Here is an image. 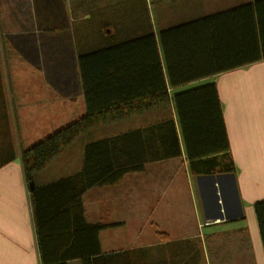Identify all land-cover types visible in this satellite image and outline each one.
<instances>
[{
	"label": "crops",
	"instance_id": "crops-1",
	"mask_svg": "<svg viewBox=\"0 0 264 264\" xmlns=\"http://www.w3.org/2000/svg\"><path fill=\"white\" fill-rule=\"evenodd\" d=\"M251 2L254 0H0V31L4 29L2 11H31L33 30L2 32L5 39L14 41L13 47L33 46L34 42L35 46H58L61 52L71 50L73 87L63 90L44 83L43 92L31 90L40 98L47 96L45 103L57 119L75 121L86 114L79 54L153 34L170 95L215 84L235 164L233 172L197 175L190 172L183 152L147 163L143 171L127 173L113 185L87 189L81 196L83 220L105 226L98 232L97 249L93 241L67 234L66 224L73 220V213L71 217L42 218L52 213V201L65 202L73 190L39 191L34 208L21 152L5 162L11 125L0 87V264H264L254 209L264 200V59L172 87L162 51L163 32ZM127 3L133 5L124 7ZM17 16L19 25L30 20L26 14ZM195 42L190 33L184 43L180 41L187 52L188 68ZM178 45L176 52H180ZM22 56L20 52L14 58L20 61ZM5 60L0 56V63ZM64 61L69 59L62 58L61 64ZM36 73L29 70L30 80ZM40 74L43 80V72ZM149 80L144 75L143 82ZM24 102L35 106L33 114L48 112L44 106L38 109V97L31 102L24 98ZM159 111L163 109L149 114ZM149 114L84 133L75 140L82 143L76 164L64 162V156L74 155L63 151L34 176V188L80 172L86 144L144 127L148 124L140 118ZM103 127L110 133L95 137V130Z\"/></svg>",
	"mask_w": 264,
	"mask_h": 264
},
{
	"label": "trees",
	"instance_id": "trees-1",
	"mask_svg": "<svg viewBox=\"0 0 264 264\" xmlns=\"http://www.w3.org/2000/svg\"><path fill=\"white\" fill-rule=\"evenodd\" d=\"M2 13L7 31L34 29L31 11ZM18 14H26L30 20L19 25ZM189 33L191 38H196V46L191 51L188 68L187 52L180 45ZM162 38H165L162 51L172 87L246 66L264 59V0H254L228 12L171 28L162 33ZM176 43L180 52H176ZM182 60L184 67H181ZM78 64L86 114L21 152L28 186L36 174L89 130L149 114L155 109H163L166 114L144 127L86 144L80 172L30 192L35 208L39 191L73 190L65 202L52 201V213L42 217H71L73 213V220L66 224L70 237H85L84 240L93 241L98 249V232L105 226L84 222L82 194L93 186L113 185L127 173L141 172L147 163L184 152L193 174L235 170L215 84L170 95L153 34L79 54ZM144 75L149 76L148 82H143ZM7 145L8 142L5 162L15 156ZM254 209L264 249V200L257 202Z\"/></svg>",
	"mask_w": 264,
	"mask_h": 264
},
{
	"label": "rangeland",
	"instance_id": "rangeland-1",
	"mask_svg": "<svg viewBox=\"0 0 264 264\" xmlns=\"http://www.w3.org/2000/svg\"><path fill=\"white\" fill-rule=\"evenodd\" d=\"M132 3H134V1ZM132 5L133 4L127 3L124 7L128 8ZM127 11L142 10L127 9ZM2 27L4 28V25L1 26V28ZM3 31H0V34H2V47L0 48V54L6 57V60L0 63V87L5 92L6 106L9 114V124L11 125V132L7 141L9 144L7 145V149H12L14 155L16 156L19 152L28 149L32 145L52 134L54 131L65 127L74 121V119H70V121L64 119L66 122H62L61 119H57L58 116H55L51 112L50 104L47 106L45 103L47 96L40 98L39 95L36 96L33 94L31 90L43 92V90H45L44 83H47L48 87H54V85H57L56 87L60 89L62 88L63 90L67 88L71 89L74 85L72 77L74 76L75 71L71 63L73 56L70 55V49H66L65 52H61L60 47H45L43 42V44L40 45L37 43V46H35L33 42V46H24L19 49L13 47L14 41H8L5 39V34H3L5 32L13 31H7L6 29H3ZM23 32H29V30ZM15 42L17 44L19 43L17 41ZM20 44L21 43H19V46ZM20 52L23 56L19 61L14 57L19 55ZM62 58L63 60L68 58L69 61H64V64H61L60 61ZM29 70L37 71V73L34 74L35 76H31L32 80H30V76L28 74ZM40 72H43V80L41 78L43 76ZM37 97L40 101L38 103V109L44 106L46 109L48 108V112L42 111L37 114L31 113V111L33 112L35 109V106L26 105L24 98L31 102L33 99H37ZM164 114H166L165 110L156 112L155 114L153 113L142 116L140 119H144V124H149L161 117H164ZM40 122H43L44 124H40ZM95 131H97L94 132L96 134L95 137L103 138V134L107 135V133L109 134L111 130H109L108 127H103ZM81 146L82 143H80V139L74 141V143L65 150V153H70L74 156H64V162L69 163L70 165H75L78 157L77 154L80 152Z\"/></svg>",
	"mask_w": 264,
	"mask_h": 264
},
{
	"label": "water",
	"instance_id": "water-1",
	"mask_svg": "<svg viewBox=\"0 0 264 264\" xmlns=\"http://www.w3.org/2000/svg\"><path fill=\"white\" fill-rule=\"evenodd\" d=\"M29 188H30V190L34 189V181H30Z\"/></svg>",
	"mask_w": 264,
	"mask_h": 264
}]
</instances>
